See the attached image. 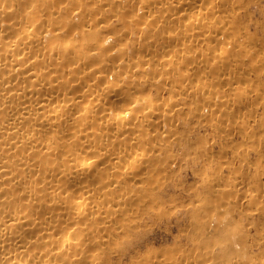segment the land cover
<instances>
[{
	"label": "bare ground",
	"instance_id": "bare-ground-1",
	"mask_svg": "<svg viewBox=\"0 0 264 264\" xmlns=\"http://www.w3.org/2000/svg\"><path fill=\"white\" fill-rule=\"evenodd\" d=\"M221 1L226 11L215 12V0H0V264H114L111 241L139 226L149 198L143 189L156 183L160 152H170L176 105L169 109L162 87L181 94L187 77L213 79L193 82L195 113L231 128L235 119L225 114L240 90L228 96L222 86L239 79V59L254 72H264V59L233 0ZM118 15L120 25L110 26ZM236 120L246 132L245 120ZM255 136L248 148L260 146ZM258 188L246 183L239 193L259 208ZM230 191L215 189V200L196 194L212 211L192 214L191 230L174 235L172 246L144 248L127 264H255L256 235L251 240L241 215L220 207L238 202Z\"/></svg>",
	"mask_w": 264,
	"mask_h": 264
},
{
	"label": "rangeland",
	"instance_id": "rangeland-1",
	"mask_svg": "<svg viewBox=\"0 0 264 264\" xmlns=\"http://www.w3.org/2000/svg\"><path fill=\"white\" fill-rule=\"evenodd\" d=\"M233 3L235 6L234 10L236 11L235 17L239 19L238 24L241 27L246 28V31L249 32L252 36L256 37L255 41L256 43L258 42L259 45L255 44L254 40L251 42L252 44L250 45H252L253 48L255 47L254 49L257 48L258 50L257 49L256 50L258 51V53L262 54L263 59H264V49H261V46L262 48H264V44L262 43V41L264 42L263 40L264 39V0H233ZM237 4H238V7L236 6ZM215 5H216L215 12L226 11L225 6L221 0H215ZM108 21H109L108 23L112 27L118 26L121 23L119 22L120 21L119 15L116 17L112 16V18L110 17ZM113 22L115 24H113ZM116 22H118L119 24ZM130 26L134 27L135 25L131 24ZM118 33H120V31H118ZM174 40H172L173 42H171V44L177 42V40L176 41ZM167 41H169V39ZM259 41L262 45L259 43ZM111 42L115 44L114 38H111ZM259 46H260V49H259ZM259 50H261L262 52L261 51L259 52ZM248 62H249L248 60L239 59V62L237 64L238 70H239V79L235 81L234 83H232L231 84L232 86L231 85L222 86L224 93L228 94V96H233L231 95L233 91H234L233 94L236 95V92L234 90L236 88L241 91V93H239L240 91L238 92L236 90L240 96L238 97V95H236V97L238 98L237 99L233 98L237 102L234 101L235 103L233 102L230 105L229 107L230 110L228 109L227 114H225V116H227L225 117L226 121H229L228 117L230 115H231L230 118L231 119L234 118L235 120L234 119L233 120L236 121V122L232 120L229 121V122H233V124L231 125V128L228 126L229 125L228 122L226 126L224 123H221L220 125L219 120L215 121V124L220 126L221 129L216 128L215 124L210 125L209 123L206 122L207 120L204 117L205 115L199 114L200 116L199 115L197 116L198 113L195 111V108L199 107L198 105L201 104V100L199 101V99H195V97L198 95L197 89L200 87V84H202L206 78L202 79L203 77H199L197 81V78L194 79V77H192L191 79V77L189 78L187 77V79L184 80V82L186 81L187 83L189 81L188 83L190 87H194V88L192 90V88L190 89L189 87L187 88L188 92L184 91L181 94L178 93L176 90L174 91L173 88H168V86L167 87L165 86L164 89L163 87L161 88V91L164 90L162 91L163 97L170 96L171 98V105L169 109L173 108L172 107L173 105H176V108L175 106L173 108L174 109L173 110L174 117L172 120L173 125L171 123L169 127L170 132L172 134L169 137H166L169 139L167 140L171 146L170 152L167 154H165L166 152H160L159 156L157 157V163L159 162L158 166L156 167V169L153 170V172L155 173L154 176H156V183L154 185H150V187L146 185L145 189L147 190L143 189V191L147 193V196L149 198H148L147 203L141 208L142 210L141 211L139 210L138 212L139 217L137 218H140V219H136V223L139 226L135 225L132 227L133 229L129 228L126 233H122L119 236H116L111 241L112 242L111 245L113 249L112 252L114 254L110 252L109 256H110V261L112 263L127 264L131 256L141 254V252H143L147 247L157 250V249H160L161 247L164 248V247L172 246L173 245L172 239L174 235H176V238L178 239L183 238V236L182 237L180 236L182 234L181 231H184V229L188 231L191 230L190 228H191V222H192L191 221L192 214L196 213V211H198L199 214L205 211L207 212L212 211V208H206V206L197 203V201L194 199L195 195L204 192L205 194L207 193V195L210 197V200H215L217 197V194H215V189L227 187L229 191L232 190V193L234 192L237 193V199L239 200L236 203V205H233V203L235 204V202L230 203L229 206H226L225 204L221 203L220 207L224 208V210H232L234 213L241 215V218H239L237 221L242 224L248 225L249 229L247 233L251 236L252 238L251 240H253L254 235H256L255 237L256 244L253 246L252 252H251L253 255L254 263L264 264V256L262 255L264 253V168L259 169L262 165L264 167V130H263L264 127L261 128L262 124L264 123L262 122L264 118V110H262L264 109V85H261V84H264V82H261V81H264V72H259V71L256 72V70L254 72L253 69H255V67L253 66L251 62L249 63L252 64V68H250L251 66L246 67L245 69L246 71H245L244 67L245 65L248 64ZM255 64H258V61H255ZM202 65L203 64H199L198 67L201 66L200 68H202L204 66ZM198 67L197 66L190 67V71H192L191 73H193V71H196ZM231 67H233V64H231ZM234 68H237V66H235ZM247 70L249 72H247ZM243 72L245 73V75H243ZM246 74H248L249 76ZM245 76L249 78L250 82H246L248 79H246V81H245V78L243 79V77ZM199 79H200V82H199ZM242 79L244 81H242ZM253 79L254 81L256 79V81L253 82ZM240 80L244 83L246 82L247 86L241 85L242 82L240 83ZM193 82L195 83V86L198 87L197 89L195 86H192ZM205 82L213 83V79L211 78L206 79ZM188 83L186 84L187 87L189 86ZM198 83L199 85H197ZM253 83H254V86H253ZM258 84H259V87H257ZM140 86L146 87L147 85L141 84ZM261 86H263V88ZM256 87L258 88V91H256L257 90ZM228 88H229V93L231 92L230 94L228 93ZM231 88L233 89L232 91L230 90ZM248 89L250 90V92ZM260 90H261V94H260ZM194 91H197V92H194ZM223 91L221 95L224 94ZM152 92H155L153 88H152ZM256 92L260 94V95L258 94L259 97L254 96V95H257ZM182 94L184 96H182ZM226 94H224L223 96L229 98L228 96H226ZM246 94L249 96L247 97ZM257 98H260V99L256 102ZM183 101L185 102V104ZM252 101H255L254 104L252 103ZM192 102L194 103V105ZM235 104L238 106L237 110H236ZM233 109L236 111H234ZM239 110L240 112H238ZM237 113L240 115H238ZM232 114L236 116L232 117ZM238 116L245 120L246 132L244 133L242 132L241 129H237L240 123L239 120L238 121L236 120ZM201 121H203L204 123ZM236 123H237V127L235 126ZM224 126L226 129H223ZM213 127H215V129H213ZM227 128L229 129L230 132L231 131L232 132L231 133L228 132ZM237 130L239 131L241 130V131L239 132ZM250 131H252L253 133V134L251 133L252 135L249 133ZM225 133H228V136ZM253 135L254 136L258 135L257 136L258 138L255 136L257 139L260 138V140L258 141L260 146H258L257 148L251 149V148H248L246 143L248 144L249 142L247 138L249 139L250 136H253ZM240 156H243V160H240L241 158ZM256 158L257 160L258 159L260 160L257 161ZM238 159L240 160V162H238ZM258 162H261V163H258ZM257 163H258V166H257ZM259 164H262V165L259 166ZM234 170L237 173V177L234 178L233 180L232 178L229 179V176H228L229 172L234 171ZM262 170H263V173H262ZM235 181L237 182V185H235L236 184ZM256 181L259 183V185H257L258 183ZM246 183H253V184H256V186H259L258 188L259 197H257L258 195L253 196V199L255 197V199H257V202L260 201L259 202L260 204L257 202L256 204L261 205L260 207L263 206V208H260V207L258 208L256 207L257 205L254 206L255 203H253V205L252 203L248 204L249 197L248 196L243 197L240 194L242 192L243 186ZM209 186L211 187V190L209 189L208 191L207 187L209 188ZM260 188L263 190H261ZM143 191H140V192H143ZM150 201L154 204L150 203ZM147 205L151 206V208ZM247 205L248 207L249 205H252L249 207V209L251 210L253 208L252 209L253 211L252 210L250 211L247 208ZM154 206H155V209L157 207L156 209L157 211L152 210ZM254 207L256 210L254 209ZM216 210L217 208H215V211ZM239 211H243V212H239ZM139 213L141 215H139ZM149 213L152 215L150 216ZM156 217H158V220ZM154 219L157 222L154 221ZM186 221L187 222L190 221V222L187 223ZM167 226H170V227H167ZM138 244H139V247H138ZM257 251H259V253L261 254L256 253ZM260 257L262 260L259 259ZM256 258H257V261H256Z\"/></svg>",
	"mask_w": 264,
	"mask_h": 264
}]
</instances>
